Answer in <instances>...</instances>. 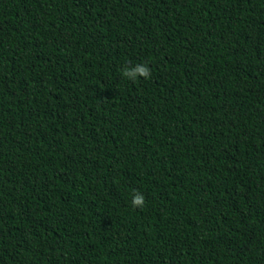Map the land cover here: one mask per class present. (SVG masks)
Returning a JSON list of instances; mask_svg holds the SVG:
<instances>
[{"label": "trees", "instance_id": "1", "mask_svg": "<svg viewBox=\"0 0 264 264\" xmlns=\"http://www.w3.org/2000/svg\"><path fill=\"white\" fill-rule=\"evenodd\" d=\"M0 264H264V0H0Z\"/></svg>", "mask_w": 264, "mask_h": 264}, {"label": "clouds", "instance_id": "2", "mask_svg": "<svg viewBox=\"0 0 264 264\" xmlns=\"http://www.w3.org/2000/svg\"><path fill=\"white\" fill-rule=\"evenodd\" d=\"M123 75L126 78H129L131 80H135L137 77H143L145 79H149L151 76V70L147 65L137 64L134 68L123 69ZM145 203V199L143 195L137 194L134 196L132 200V206L133 207H143Z\"/></svg>", "mask_w": 264, "mask_h": 264}]
</instances>
